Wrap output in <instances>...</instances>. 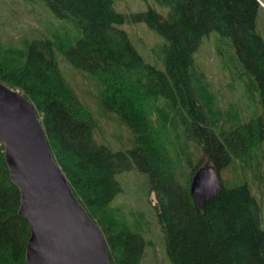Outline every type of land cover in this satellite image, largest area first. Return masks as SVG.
Returning a JSON list of instances; mask_svg holds the SVG:
<instances>
[{"label":"trees","instance_id":"16d2710c","mask_svg":"<svg viewBox=\"0 0 264 264\" xmlns=\"http://www.w3.org/2000/svg\"><path fill=\"white\" fill-rule=\"evenodd\" d=\"M33 1L71 26L73 35L26 38L22 63L0 55V83L34 107L55 165L103 234L108 263L141 264L153 250L130 224L104 227L96 218L121 193L115 177L135 172L147 177V196L154 197L151 214L163 259L153 264H264L260 206L246 181L221 178L215 197L201 208L188 193L198 168L211 165L220 173L234 161L243 163L255 142L264 144V44L255 29L260 0H154L159 11L146 5L132 14L116 12L114 0ZM130 24H143L161 40V68L132 45L122 30ZM209 35L222 70L253 106L254 120L244 126L216 111L197 76L194 55ZM62 65L98 81L102 108L133 134L128 148L112 151L100 140L97 122L65 80ZM126 80L170 116L189 174L184 185L157 166L141 111L123 97ZM18 207L0 146V264H25L29 227Z\"/></svg>","mask_w":264,"mask_h":264},{"label":"rangeland","instance_id":"374dc122","mask_svg":"<svg viewBox=\"0 0 264 264\" xmlns=\"http://www.w3.org/2000/svg\"><path fill=\"white\" fill-rule=\"evenodd\" d=\"M261 9L257 11L255 29L264 44V0L258 1ZM146 5L159 11L154 0H114L113 8L122 14L139 13ZM47 9L33 0H0V55L9 63H22L24 41L32 37H65L73 34L71 26L55 21ZM138 53L150 64L161 68L162 42L143 24H130L122 27ZM2 60V59H1ZM196 72L202 86L212 97L216 111L228 115L231 124L244 126L254 120L253 106L244 96L240 85L222 70L214 54V36L209 35L194 55ZM64 77L74 90L80 103L90 112L97 122V134L112 151L124 150L133 140V134L112 112L102 108L103 94L98 81L62 65ZM123 83L128 90L123 92L125 101H135L144 118L147 129L145 135L150 139L156 154L155 161L163 172H169L175 180L184 185L189 174L185 166L182 144L177 129L166 115L152 101L144 99L139 92L134 93L136 84L131 80ZM134 94V95H133ZM104 107V106H103ZM105 108V107H104ZM144 135V137H146ZM97 137V136H96ZM142 138V137H141ZM134 141V140H133ZM219 178L229 183L248 184L252 195L260 206V227L264 232V144L254 143L248 158L239 163L234 161L219 173ZM121 187V193L109 208L96 216L102 224L120 227L121 223L130 224L134 232L141 233L153 244V250H147L141 264H153L163 259L160 247V233L151 214L154 204L153 195L147 196V177L135 172L115 177ZM116 209V211L114 210ZM120 212H119V211Z\"/></svg>","mask_w":264,"mask_h":264},{"label":"water","instance_id":"95a60500","mask_svg":"<svg viewBox=\"0 0 264 264\" xmlns=\"http://www.w3.org/2000/svg\"><path fill=\"white\" fill-rule=\"evenodd\" d=\"M0 146L18 215L29 227L25 264H109L102 232L71 192L48 149L34 107L0 83ZM220 187L213 166L198 168L188 193L197 208Z\"/></svg>","mask_w":264,"mask_h":264}]
</instances>
